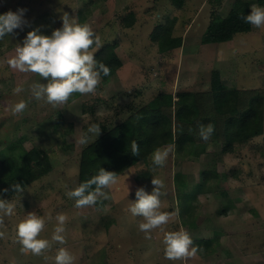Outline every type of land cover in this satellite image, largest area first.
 Here are the masks:
<instances>
[{"label": "rangeland", "instance_id": "rangeland-1", "mask_svg": "<svg viewBox=\"0 0 264 264\" xmlns=\"http://www.w3.org/2000/svg\"><path fill=\"white\" fill-rule=\"evenodd\" d=\"M234 2L186 0L178 8L171 0H0V14L25 9L28 21L22 30L0 40V150L10 143L18 145L14 163L29 180L20 201L10 192L9 181H0V198L16 204L15 214L6 216L0 227L5 232L0 239V264H54L60 247L72 253L74 264H264V132L244 145L237 144L233 152L223 150L220 142L196 146L186 155L174 150L163 167H154V151L147 163L99 157L90 164L92 174L88 175L97 174L100 167L116 172L119 182L104 190L111 198L77 208L75 199L65 194L86 181L81 178L84 151L100 138L102 126L111 129L131 116L135 107L146 106L160 90L212 92V71L217 69L223 95L237 88L260 89L264 94V28L252 26L227 41L202 42L210 20L227 14ZM65 13L81 24H91L103 46L114 43L123 65L109 79H102L95 95L77 93L67 104L53 108L31 98L29 91L31 83L46 81L13 70L4 61L15 55L28 31L38 28L41 34L51 35L62 27ZM131 14L134 23L129 25ZM172 20V37H181L182 44L161 51L153 38L154 26L169 25ZM91 50L99 51L95 46ZM18 85L25 90L14 95ZM21 99L29 101L28 108L21 115H11L8 109ZM91 124L101 126L99 135L89 134L87 145L78 143ZM34 145L48 150L49 172L25 157ZM144 172L148 176L140 177ZM176 174L189 183V203L177 187ZM152 176L165 182L162 210L178 213L165 229L183 228L194 245L198 239L212 238L210 249L186 262L169 261L164 258L163 232L157 229L151 239L144 238L138 230L142 218L134 217L128 208L137 188L152 191ZM195 183H200L197 193ZM32 211L53 218L41 238H51L57 214L69 218L67 243L54 244L45 253L47 261L44 256L20 252L16 226ZM205 245L208 242H202Z\"/></svg>", "mask_w": 264, "mask_h": 264}, {"label": "clouds", "instance_id": "clouds-1", "mask_svg": "<svg viewBox=\"0 0 264 264\" xmlns=\"http://www.w3.org/2000/svg\"><path fill=\"white\" fill-rule=\"evenodd\" d=\"M25 9L11 10L0 14V40L17 29H23L28 21L24 17ZM245 23L255 28H264V7L252 5L247 15L240 17ZM62 27L56 28L51 35L41 34L39 29L28 31L22 44H17L15 55L4 61L8 67L21 73H31L40 77L42 82H33L29 86L31 98L37 101L43 100L46 104L56 108L67 104L74 94L95 95L102 82V76H109L111 69L103 62H98L94 52L95 46L99 50L103 46L101 38L97 35L89 23H79L75 17L65 13L62 17ZM25 89L22 85L13 88V94L18 95ZM29 101L21 99L14 103L8 111L11 115H21L28 108ZM213 124L201 125L199 135L207 141L213 135ZM101 132L99 124H91L87 133L82 134L78 143L87 145L89 134L97 137ZM174 151V145L156 148L152 153L154 167H163ZM131 153L140 155V147L137 142L131 145ZM119 182L116 172L99 168L97 174L80 183L73 190H67L66 195L75 199L77 208L95 206L102 200L111 197L105 189H111ZM152 191L149 193L144 187L135 191L136 199L129 206L128 211L134 217H141L138 230L144 233L145 239H151V233L157 229L164 233L162 243L164 245V258L169 261H187L195 258L202 251L194 245L193 238L183 228L179 230H166L165 226L172 221L178 213L162 210L161 197L166 196L165 182L162 178L152 176ZM12 190L18 195L19 201L24 192L21 183L11 185ZM67 188V186H65ZM7 192L8 189H3ZM129 192V189H128ZM16 204L10 199L0 198V227L5 224V217L14 215ZM53 218L37 215L35 211L28 212L16 226L17 242L20 244L22 254L49 257L45 253L51 251L54 244L64 245L67 243L66 224L68 216L60 213L55 217L51 238H41L46 223ZM5 232L0 231V239L4 238ZM74 256L65 247H60L54 256V264H74Z\"/></svg>", "mask_w": 264, "mask_h": 264}, {"label": "trees", "instance_id": "trees-1", "mask_svg": "<svg viewBox=\"0 0 264 264\" xmlns=\"http://www.w3.org/2000/svg\"><path fill=\"white\" fill-rule=\"evenodd\" d=\"M181 8L186 0H171ZM257 4L264 6V0H235L230 10L225 15L214 16L207 25L202 36L203 43L222 42L233 39L236 33L248 32L252 25L240 19L242 15L250 12V7ZM158 23L153 30V38L159 42L161 51L180 46L182 38H173L171 28L174 25ZM134 23L133 14L128 21ZM115 44L104 45L96 54L98 62L105 63L110 69L109 76H102L103 80L109 79L123 61L115 51ZM222 82L219 79V70L212 71L211 91L193 92L181 90L174 92L160 90L150 102L136 110L128 118L115 124L111 129L102 126L100 138L93 141L84 151L86 157L81 167V178L88 180L91 176L90 164L97 158L129 157L132 164L147 163L150 153L156 148L174 145V150L181 155H186L196 146L209 142H220L223 150L233 152L237 144L244 145L264 132V94L260 89L237 88L223 95ZM225 91V90H224ZM77 93L74 94V97ZM139 109V110H138ZM213 124L214 133L207 141L201 139L199 129L201 125ZM137 142L140 155L131 153V145ZM18 145L10 143L4 150H0V181H9V190L12 184L21 183L25 187L29 180L14 163V156L18 154ZM27 159L34 163L45 173L52 169L48 150L34 145L25 154ZM126 160V159H125ZM111 162V161H110ZM125 163V162H124ZM108 165V163H107ZM89 173L90 176L88 175ZM148 172L140 174L147 177ZM175 182L182 197L189 203V183L183 176L176 174ZM200 183H195L194 193L199 190ZM194 195V194H193ZM189 197V200L186 199ZM225 211V210H224ZM208 245L202 247V242ZM212 238H203L196 241L202 250L210 249ZM210 244V245H209ZM202 252V251H200Z\"/></svg>", "mask_w": 264, "mask_h": 264}]
</instances>
